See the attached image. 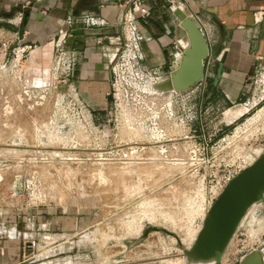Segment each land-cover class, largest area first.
Returning a JSON list of instances; mask_svg holds the SVG:
<instances>
[{
    "label": "rangeland",
    "instance_id": "obj_1",
    "mask_svg": "<svg viewBox=\"0 0 264 264\" xmlns=\"http://www.w3.org/2000/svg\"><path fill=\"white\" fill-rule=\"evenodd\" d=\"M26 60L0 48V213L18 223L14 264H195L185 252L214 192L263 152L264 96L231 122L210 96L172 95L170 75H156L91 116L53 65L32 76ZM241 225L220 264L264 258V201Z\"/></svg>",
    "mask_w": 264,
    "mask_h": 264
},
{
    "label": "crops",
    "instance_id": "obj_2",
    "mask_svg": "<svg viewBox=\"0 0 264 264\" xmlns=\"http://www.w3.org/2000/svg\"><path fill=\"white\" fill-rule=\"evenodd\" d=\"M175 2L178 5L173 7L165 0L143 2L150 10L149 17L136 22L144 37L143 66L163 77L179 67L185 48L178 34L173 37V8L178 7L197 22L212 50L204 63V73L207 81L211 79L212 87L205 94L200 92L206 81L172 95L210 96L209 105L220 103V114L231 122L247 114L264 96V87L253 85L257 70L264 67V0ZM135 4L138 0H0V46L7 42L11 50L27 47L25 70L32 76H41L52 68L55 41L68 29V20L75 19L70 43L76 52L77 66L69 85L92 114L103 115L110 106L113 84L108 67L124 39L123 20ZM87 19L95 26L87 27L83 21ZM220 66L222 76L215 87ZM0 217V264H14L20 251L18 223L13 213L10 218L3 219L1 213ZM40 219L39 224L44 222ZM24 224L28 231L34 230L30 219Z\"/></svg>",
    "mask_w": 264,
    "mask_h": 264
},
{
    "label": "water",
    "instance_id": "obj_3",
    "mask_svg": "<svg viewBox=\"0 0 264 264\" xmlns=\"http://www.w3.org/2000/svg\"><path fill=\"white\" fill-rule=\"evenodd\" d=\"M173 11L180 27L186 32L189 44L183 51L179 67L170 75L171 87L168 88L175 92H187L207 81L204 63L212 50L196 21L180 8ZM222 69L220 66L217 71L215 87L219 84ZM263 201L264 149L250 167L232 179L210 207L198 237L185 252L188 260L195 264H220L247 213ZM258 257L260 264H264V258Z\"/></svg>",
    "mask_w": 264,
    "mask_h": 264
},
{
    "label": "built area",
    "instance_id": "obj_4",
    "mask_svg": "<svg viewBox=\"0 0 264 264\" xmlns=\"http://www.w3.org/2000/svg\"><path fill=\"white\" fill-rule=\"evenodd\" d=\"M145 1L148 0H138V4H135L134 9L127 12L123 20L124 39L121 44L117 46L114 61L108 67L113 75L112 91L109 95L116 101L119 100L120 95H129L131 92L134 94V90L139 89V84L142 78L149 77L151 81L157 79L156 74H152L143 66L145 59L143 49L144 37L140 34L136 26L138 19L147 18L150 15V10L143 5V2ZM165 1L172 5L175 2V0ZM83 21L87 27L95 26V23L92 20L87 19ZM75 22V19L70 18L67 22L68 29L62 31L55 41L53 70L57 81L61 85L70 84L77 66L76 52L70 43V40L73 38L72 28L73 25H75ZM0 48L4 51L6 56L10 58L12 57V63H18V59L26 55V50H28L27 47H18L11 50L9 43L7 42H3ZM253 85L254 87H264V67L257 70ZM88 112L91 116L94 115L89 110ZM242 170H244V168L236 170L219 184V187L211 197L210 206L213 205L224 188Z\"/></svg>",
    "mask_w": 264,
    "mask_h": 264
},
{
    "label": "bare ground",
    "instance_id": "obj_5",
    "mask_svg": "<svg viewBox=\"0 0 264 264\" xmlns=\"http://www.w3.org/2000/svg\"><path fill=\"white\" fill-rule=\"evenodd\" d=\"M178 7H174L173 9H177ZM182 10V9H181ZM183 11V10H182ZM186 15H187V13L185 12V11H183ZM178 35H179V37L181 38V43L184 45V48L186 49L187 48V46H188V44H189V40H188V37H187V35H186V32L180 27V24H179V31H178ZM165 86H167V87H171V83L169 82L168 84H166ZM251 210V209H250ZM208 213V212H207ZM248 214V213H247ZM207 215V214H206ZM247 216V215H246ZM245 216V217H246ZM206 217V216H205ZM205 217H204V219H205ZM204 219H203V221H204ZM245 219V218H244ZM243 219V220H244ZM243 222V221H242ZM242 224V223H241ZM202 226H203V222H202ZM202 226H201V228H200V231H201V229H202ZM241 226V225H240ZM199 231V232H200ZM199 234V233H198ZM198 234H197V237H198ZM196 237V238H197ZM196 240V239H195ZM195 242V241H194ZM246 264H260V260L258 259V260H251V261H249V262H246Z\"/></svg>",
    "mask_w": 264,
    "mask_h": 264
}]
</instances>
